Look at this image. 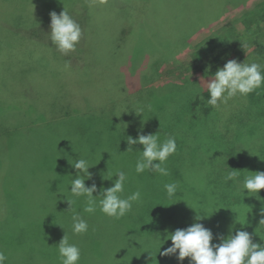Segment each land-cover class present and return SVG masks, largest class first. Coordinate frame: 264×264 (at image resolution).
<instances>
[{"label":"rangeland","instance_id":"obj_1","mask_svg":"<svg viewBox=\"0 0 264 264\" xmlns=\"http://www.w3.org/2000/svg\"><path fill=\"white\" fill-rule=\"evenodd\" d=\"M73 1L87 2L86 15L69 9ZM123 1H129L127 10L141 7L144 13L141 21L156 26L168 38L198 31L167 61L164 59L167 49L160 48L162 54L158 56L146 52L151 41L147 39L148 44L144 40L146 33L140 35L135 20L132 21L133 29L130 26L120 28L128 34L130 31L136 42L130 41L128 46V35L127 39L123 38V45L117 47L122 43V33L113 32L121 13L116 5ZM158 1L163 12L161 8L158 12L154 10L152 7L156 5L150 6L146 0H0V99L6 108L12 109L10 113H19L14 116L11 113L10 123L14 118L24 120L21 130H33L32 136L20 137L17 143L2 151L6 160L2 163L0 179L6 166L12 183L16 181L18 185L7 184L4 192L0 189V216L6 211L4 200L12 204L11 208L8 206L6 223L0 228V234L18 228H23L22 233L26 234L18 252L9 256L6 264H61L60 258L58 261L54 258L55 244L65 232L69 242L81 249L79 263L85 262L88 252L93 251L96 254L90 256L94 258L93 264H181L175 255L157 253L159 236L164 239L168 233L195 222L211 229L212 243H219V236L227 237L237 230L249 232L254 243H264V224H259L264 218L260 214L264 207V189L252 194L254 196L247 195V190L244 195L240 191L246 176L264 171V86L239 102L242 116L227 136L219 127L214 111L209 110L208 99L201 94L205 82L214 74L209 66L215 52L224 51L227 61L236 59L264 66V56L254 53L255 41L264 44V0H234L235 4H229L230 0L218 14L217 0H178L177 4L176 0ZM64 9L80 25L82 37L75 51L67 55L60 53L70 65H80L82 45L89 39L93 46L86 66L75 72L82 79L90 80L85 84L75 82L72 92L77 91L83 103L86 101L87 105L90 103L105 110L107 106H121L129 98L132 100L135 97L133 84L141 91L132 101L131 110H116L118 118L124 116L126 119L116 123L118 129L114 139L107 136L101 125H87L82 133L73 134L44 131L49 129L47 122L34 124L37 109L38 112L41 108L50 109L56 89L60 90L55 69L64 71L66 68L65 62L56 63L57 58L55 62L48 58L37 59L40 48L45 52L48 49V45L40 43L56 47L50 41L49 14L52 11L59 14ZM42 20L46 22L32 27ZM205 25L208 26L201 28ZM25 35L33 40L28 45L23 42ZM164 45L170 48L166 44L161 46ZM161 56L164 58L159 60ZM67 89L64 86L63 90ZM17 102L22 104L12 105ZM30 102L37 109L32 108L30 114L20 113L19 107ZM138 107L144 108L139 116L133 113ZM141 127L144 134L158 132L161 142L175 137L176 152L166 162L168 177L148 170L135 171L143 146L135 145L134 150L126 151L128 145L124 136L136 138ZM91 151L95 154L92 158ZM77 158H87L93 165L89 169L92 179L85 181L86 186L97 185L93 195H99L101 188L112 186L117 178L105 180L102 177L109 178L116 169L127 173L122 195L141 192L140 202L134 203L132 210L122 217L127 222H114L115 218L106 216L99 206L94 213L85 212L86 197H73L68 191L70 176L74 178L76 172L69 162ZM233 170L238 172L237 178L225 182L224 177ZM172 182L178 184L177 195L164 212L156 211L165 197L169 199L164 185ZM63 195L75 201L74 208L88 222L87 233H72V212ZM219 199L228 201V213V209L221 211L227 217L217 208L207 211L200 207L201 203L212 205L211 201ZM233 202L238 206L230 207ZM155 212L159 217L148 227V218ZM137 215L143 218L141 223L132 224L131 218ZM197 215L210 217L196 221ZM30 224L34 228L29 229ZM0 242L12 247L6 240ZM171 243L167 240L161 251ZM182 264H190L189 258Z\"/></svg>","mask_w":264,"mask_h":264},{"label":"clouds","instance_id":"obj_2","mask_svg":"<svg viewBox=\"0 0 264 264\" xmlns=\"http://www.w3.org/2000/svg\"><path fill=\"white\" fill-rule=\"evenodd\" d=\"M50 41L64 55L75 51L76 45L82 37L80 25L64 9L57 14L52 11L50 14ZM67 67V65H66ZM206 83L209 93L208 105L218 106L220 103H226L230 98L237 95L247 96L258 88L264 86V66L252 62L243 63L236 59L228 60L223 67L211 75V79ZM143 107H138L133 113L142 115ZM128 148L126 151L134 150L135 145H142L141 156L137 159L135 171L143 173L145 170L155 172L161 176H168L169 170L166 167L168 158L176 152L177 144L175 137H168L160 141L158 132L155 134H144L143 127L138 131L137 137L124 136ZM69 164L76 170L75 177L72 176L69 182L68 191L73 197H86V206L84 211L94 213L97 206L106 216L120 219L129 213L133 204L140 202L141 192L139 190L127 195L122 194L125 190V183L128 179L127 173L116 169L114 174L109 175L105 180H112L117 177L112 186L101 188L99 195H93L97 192V185L92 183L86 186L85 181L92 179V173L89 169L93 166L87 158L73 159ZM242 182L240 189L244 195L259 194L264 189V171L252 172ZM238 172L233 170L224 177L225 182L235 180ZM169 197L177 194L178 184L176 182L164 185ZM63 194V193H61ZM69 205L68 210L72 212L71 229L74 235H82L88 232V222L74 208L75 201L63 195ZM193 208V207H192ZM194 209V208H193ZM260 214L264 217V207H261ZM206 216V215H205ZM205 216L197 215L196 221H201ZM210 217V216H206ZM237 220V219H236ZM238 223H240L237 220ZM243 225L242 223H240ZM259 224H264V218H261ZM62 228V226H60ZM214 239L211 229L206 228L203 223L195 222L184 229H176L168 233L164 239L159 236L158 251L161 256L175 255L179 262L189 258L190 264H264V243H254L252 235L244 230H237L235 234H229L227 237L221 235L218 237L219 243H212ZM171 240V246L161 251L162 245ZM61 264H79L81 259V249L75 243L69 242V237L65 235L57 245ZM7 257L3 251H0V264H4Z\"/></svg>","mask_w":264,"mask_h":264},{"label":"trees","instance_id":"obj_3","mask_svg":"<svg viewBox=\"0 0 264 264\" xmlns=\"http://www.w3.org/2000/svg\"><path fill=\"white\" fill-rule=\"evenodd\" d=\"M147 3L150 6H154L156 5V7H152L154 10H158L160 11V6H158V3L160 1L158 0H146ZM177 2L175 4L178 3V0H176ZM198 2H200L199 0H196ZM219 1L217 4L218 8H217V14L219 12V10L224 6L225 2L230 1V0H217ZM234 0H231L229 2L232 4ZM128 2H124L123 3H118L116 7L118 8V11H120V15L118 16V21H117V25L115 26V29L113 32H119L122 33L120 34V41L122 43H119L117 45V47H120L123 45L124 42V37H128V46H130V41L131 43H135L136 39H134L133 37H131V33L129 31L126 30H122L120 27H124V26H130V29H133V23L132 21L135 22L138 32L140 33V35L144 32L146 33L149 38H147V35H145L144 40L149 44V41L147 39H149L150 45H149V49L146 50V52H148L149 54H153L156 53V55H161L162 52L160 48L163 49H167L168 50V55L166 58H164L163 56H161V58L159 60H162L163 58L167 60H169L172 56H174V54L178 51H180V49L182 48L183 45H186L189 41V39L191 38V36L198 30L196 31H191V33L186 32V33H182V34H178L176 35V37L173 39L171 37H166V35L164 34V32L162 30H159V28H157L156 26L150 24L148 21L144 22L141 21L142 20V16L144 15V13L142 12L141 7L138 8V10L132 9L130 8L129 10H127L128 8ZM75 5V7H74ZM86 7H88L87 2L84 4L83 2H81L79 4V2H75L73 1L72 3H70V7L69 9H73L78 13H85L86 15ZM212 10L215 9L214 6H210ZM81 8L82 11L78 12L77 10ZM85 8V9H84ZM162 9V8H161ZM127 12H124V11ZM216 10V9H215ZM214 10V11H215ZM163 12V9H162ZM129 13H131V15H129ZM140 16V18H139ZM217 17H215L216 19ZM214 19V20H215ZM46 21H41L37 24L32 25V27L40 25L42 23H45ZM129 22V23H128ZM136 26L134 27V29H136ZM208 25H205L201 28L207 27ZM200 28V29H201ZM159 30V31H158ZM15 37H18V35H14ZM123 36V37H122ZM131 37V38H130ZM19 39V38H17ZM31 41H33L31 38H28V36H24L23 38V42L24 44L28 45ZM40 43V42H39ZM40 44H45L48 45V49L45 52L42 48H40L39 54L37 55V59L38 61H40L41 58H44V60L46 58L48 59H52L53 62L54 58H57L56 63L63 61L65 62V64L67 65V67L64 69V71H61V68H56V76L59 77V91L56 89V96L55 99L53 101V103L50 104V109H45V108H41V110L38 112L37 106H35L33 103H28V104H23L19 107L20 109V113L24 114H30L31 113V109L32 108H36L37 109V114H36V118L33 120L34 124L36 123H43V122H47L49 129H45L44 131H50V130H54L56 131V133H68V132H73V134L75 133H82L84 130L87 129V125H101L102 129L104 128V131L106 132L107 136L110 138H116V134L117 132L115 131L116 129H118V127H116V123H118L119 120H125L126 118L124 116L121 117H117L116 114V110H122V112L125 111V108L131 110V104L132 101H134L135 99H137V96L139 94H141V91L139 89H136L135 84L134 85V94L135 97L132 98V100H130L131 98H129L123 105L119 106H107L105 108V110H101L100 107L98 106H93L90 103H86V101L83 103L80 100V96L79 93L77 91L72 92L75 90V82L78 84H85L87 83L90 79H82V76L76 75V71L79 70V68H83L86 66L88 59L90 58V54L92 53V48L93 46L90 45L89 39L87 40L86 45L83 44L82 45V62H80V65L74 64V65H70L69 60L67 58H65L60 51L57 49V47H50L51 45L49 43H40ZM163 44L169 45L170 48H168V46H161ZM255 45H256V49L254 50L255 55L259 56H264V44L260 43L259 41H255ZM28 56H31V53L28 52ZM155 59H152L151 61H154ZM227 62V55L224 51H218L212 54V63L209 66V69L215 73L217 71V69L219 67H223V65ZM46 64H50L52 65V63H46ZM131 75L133 71V67L131 68ZM61 77V78H60ZM146 77V76H144ZM64 86H67V91L63 90ZM70 89V90H69ZM138 94V95H137ZM202 96L205 97L206 99H209V93L207 91V87H205L203 89V91L201 92ZM252 94V93H251ZM250 94V95H251ZM250 95L248 94L247 96H240L237 95L233 98H230L226 103H220L218 106L216 107H212L210 106L209 110H213L216 116V120L217 123L219 125V127H221L223 133L225 136H227L228 133L232 132L234 129V126H236V124L238 123V121L240 120L241 116H242V110L240 108V101L242 100L244 102V100ZM20 102L14 103L12 105H16ZM22 104V103H20ZM232 105V107H231ZM14 107V106H12ZM17 108V107H16ZM12 109L6 108L5 104L3 103V101L0 99V170L3 168V160H6V158L3 156L2 151L4 150V147H8L11 146L13 143H17V141L20 139V137H30L32 136V129H29L27 132L26 131H22L21 127L23 126L22 123H24V120L21 121H17L16 118H14L13 122L10 123L8 121V117L11 115V113L14 115H19V113H15V112H9ZM209 112V111H208ZM5 113H9L8 115H6ZM122 114V113H121ZM6 115V116H5ZM111 132V133H109ZM56 155V159H57ZM95 154L91 151V158L94 157ZM59 160V157H58ZM8 171L6 172V166L4 168V173H2L1 179H0V186H2V188L0 187V189H2V191L4 192V189L7 187V184H14V185H18V182L11 180V177L8 173ZM168 177V176H167ZM229 188V183L226 186V189L228 191ZM225 191L224 194L222 195V197L225 195V193L227 192ZM177 195V194H176ZM173 197H169V199H166L167 197H165L163 200H165L164 202L161 203L160 206H158V210L159 212H164V210L169 206L168 204L171 202L172 203V199ZM221 197V199H222ZM156 198L158 199V195H156ZM160 199V197H159ZM158 199V200H159ZM221 199L216 200V201H211L210 203H212V205H208L207 204H203L201 203L200 207H203V209H206L207 211L213 210V208H217L219 210V212H221L224 209H228V201H221ZM178 200V199H177ZM5 205H6V211L5 213H3L0 216V221L3 220V222H0V228L5 226V219L4 218L7 213H8V206L9 208H11L12 204H10V200L5 201L4 200ZM236 202V201H235ZM231 203L230 207H237V203ZM209 206V208H207L206 206ZM151 209V208H150ZM230 209L226 210L227 213ZM152 212L154 210H151ZM215 211V210H214ZM147 212V211H146ZM224 213V212H221ZM224 215L226 216V214L224 213ZM7 217V216H6ZM159 217V215L155 212V215L150 216L148 218V227H152L153 226V221L157 220ZM227 217V216H226ZM3 218V219H1ZM124 218H120V219H115L114 222H118L119 224H123V222H127V221H123ZM143 218L140 217V215L135 216V218H131L132 220V224H134V222H139L140 220H142ZM225 219V218H224ZM62 220H63V215H62ZM141 223V222H139ZM128 224V223H126ZM224 224H226V221H224ZM223 224V225H224ZM33 224L29 225V229H32L34 227H32ZM21 231H20V230ZM24 231L23 228H18L13 230L12 232L6 233V234H0V240H6L7 242L12 243V247H8L6 244H2L0 242V251H3L5 256L7 257V259L5 260V264L9 258V256H11L13 253L18 252V249L21 247L22 242L26 239V234L22 233ZM59 244V242H57L55 244L56 247V251H55V259L59 258V253H58V247L57 245ZM95 254V252H88V257L87 260L81 261L79 264H93L94 262V258H90V256ZM158 256V255H156ZM89 259V260H88ZM168 260V259H167Z\"/></svg>","mask_w":264,"mask_h":264}]
</instances>
